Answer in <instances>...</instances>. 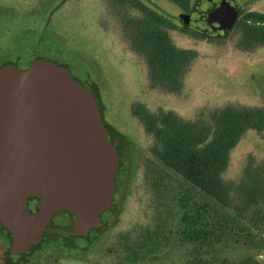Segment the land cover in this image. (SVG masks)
<instances>
[{
    "label": "rangeland",
    "instance_id": "rangeland-1",
    "mask_svg": "<svg viewBox=\"0 0 264 264\" xmlns=\"http://www.w3.org/2000/svg\"><path fill=\"white\" fill-rule=\"evenodd\" d=\"M62 1L0 0V65L7 62L27 68L37 59L52 60L69 65L78 79L98 87L106 120L127 140L118 174L120 191L115 196L121 213L116 227L98 238L77 237L70 250L59 238L46 243L36 256L44 252L52 256H45L40 264H188L194 244L181 235L178 175L153 153L157 140L133 114V107L139 103L155 114L172 110L203 127L211 125L213 115L226 106L264 110V44L240 47L234 28L227 38L217 36L214 0H203L190 12L168 0H142L186 27V31L172 29L174 38L178 45L195 50L183 83L170 91L150 80L144 56L122 33L119 7L110 0ZM236 2L244 12L264 10V0ZM230 158L226 182L242 181L245 188L252 187L250 172L259 170L264 175V125L246 130ZM155 179L161 184L158 189ZM259 203L264 209V203ZM251 213L249 208L245 214L249 218ZM118 214L106 211L103 219L112 224ZM61 219L66 217L58 214L54 221ZM221 249L216 255L204 254L208 264H224V259L226 264H240L248 255L264 264V246L248 250L246 245L231 243Z\"/></svg>",
    "mask_w": 264,
    "mask_h": 264
},
{
    "label": "water",
    "instance_id": "water-1",
    "mask_svg": "<svg viewBox=\"0 0 264 264\" xmlns=\"http://www.w3.org/2000/svg\"><path fill=\"white\" fill-rule=\"evenodd\" d=\"M213 29L226 38L242 8L214 0ZM127 140L105 117L97 86L67 65L37 59L0 67V225L10 253L31 254L45 240H94L103 214L115 210L117 176ZM32 200H37L34 208ZM68 213L70 224L53 222Z\"/></svg>",
    "mask_w": 264,
    "mask_h": 264
},
{
    "label": "trees",
    "instance_id": "trees-1",
    "mask_svg": "<svg viewBox=\"0 0 264 264\" xmlns=\"http://www.w3.org/2000/svg\"><path fill=\"white\" fill-rule=\"evenodd\" d=\"M110 1L122 11V33L127 35L134 50L144 56L150 80L167 90L175 91L183 83L195 50L178 45L172 29L178 32V29L186 31L187 28L173 23L142 0ZM168 1L185 12L196 9L203 2ZM59 9L60 6L54 12ZM53 15L51 13L48 16L47 23L51 22ZM233 31L239 33L240 47L254 49L263 45L264 10L242 11ZM253 110L226 106L213 115L211 125L203 127L197 120H185L172 110L155 114L139 103L133 107V114L145 122L146 129L157 140L153 153L164 167L178 175L181 185L177 196L182 211L181 235L182 239L194 244L193 258L188 264H208L204 254L216 255L221 248H227L231 243L246 245L248 250L264 246V209L259 206L260 200L264 203L263 171L250 172L249 176L255 184L248 188H245L246 184L242 181L229 184L224 177L230 164L231 151L246 130L262 128L264 125V110ZM154 185L157 189L161 186L157 179ZM238 198L242 199L241 203H236ZM249 208H252V213L248 218L245 213ZM117 212L119 214L115 222L107 223L106 226L104 224L100 234L116 227L114 225L119 223L120 208ZM249 223L256 231H253ZM7 237L10 239V236ZM59 238L45 240L41 247L29 255L40 264L42 257L50 254H36L44 251L46 243ZM63 242L66 250L73 249ZM137 258V255L133 257ZM223 262L226 264L227 260ZM240 264H260V260L259 257L248 255Z\"/></svg>",
    "mask_w": 264,
    "mask_h": 264
},
{
    "label": "flooded vegetation",
    "instance_id": "flooded-vegetation-1",
    "mask_svg": "<svg viewBox=\"0 0 264 264\" xmlns=\"http://www.w3.org/2000/svg\"><path fill=\"white\" fill-rule=\"evenodd\" d=\"M126 187L128 188V184H126ZM119 189H120L119 178L117 176V190H116V192L114 194V201H113V203L116 204V206H117V210L119 209V204H117V201L115 200V196L119 193V191H120ZM36 204H37V200H32L30 202V206L32 208H34L36 206ZM107 211L116 212L115 210H110V209L107 210ZM58 214L63 216V217L65 216L66 220L61 219V221H58V220L54 221V218ZM53 222L57 226L65 227V226L70 224V217H69L68 213L59 212L53 217ZM103 222L105 223V226L108 223L104 219H103ZM60 238H62V237H60ZM9 247H10V239L4 234V232H3L2 228H1V225H0V264H37L36 263L37 260H34L33 257H31V255H29V254L20 255V254L10 253V248ZM8 249H9V253L7 252ZM42 258H44V257H42Z\"/></svg>",
    "mask_w": 264,
    "mask_h": 264
}]
</instances>
